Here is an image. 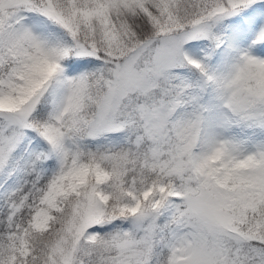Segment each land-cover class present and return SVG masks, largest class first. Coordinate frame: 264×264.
I'll use <instances>...</instances> for the list:
<instances>
[{
    "label": "snow or ice",
    "instance_id": "6c2138e0",
    "mask_svg": "<svg viewBox=\"0 0 264 264\" xmlns=\"http://www.w3.org/2000/svg\"><path fill=\"white\" fill-rule=\"evenodd\" d=\"M0 264H264V0H0Z\"/></svg>",
    "mask_w": 264,
    "mask_h": 264
}]
</instances>
